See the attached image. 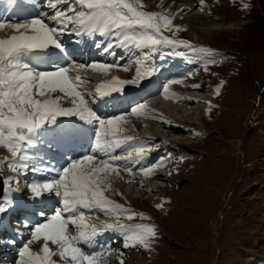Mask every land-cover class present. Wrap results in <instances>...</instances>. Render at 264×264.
<instances>
[{
	"label": "rangeland",
	"instance_id": "rangeland-1",
	"mask_svg": "<svg viewBox=\"0 0 264 264\" xmlns=\"http://www.w3.org/2000/svg\"><path fill=\"white\" fill-rule=\"evenodd\" d=\"M163 1L143 0L146 5L144 10L163 11L160 7ZM183 1L178 0L176 7L185 5ZM244 4L249 7L243 8ZM217 8L219 15H213V19L219 18V21L208 27L219 31L209 38L208 45H204L196 33H191L175 19L174 24L182 26L184 30L175 35L164 32L170 38L188 41L197 48L210 49L213 54L211 57L208 54L192 53L184 47L171 46H162L152 54L151 63L159 68L154 77H159L165 71L172 72L170 78L168 72H165L161 78L154 79L158 81L159 87V82L192 73V78L185 79L182 85L175 84L180 90L170 87L173 89L170 92L179 94L189 89L200 91L201 96L206 97V103L196 106L200 111L192 110L195 112L191 114V130L187 133L176 129L178 126L174 124L166 127L165 123H158L163 127L153 126L157 134V141L153 143L149 139L153 127L138 129L142 136L140 139L154 145L147 158L151 156L152 159L151 153L156 152L163 155L161 160L166 162L163 167H158L160 174L164 173L163 177L158 180L144 177V185L140 187L137 186L139 181L126 179L120 182L122 188L118 189V181L112 180L110 190L104 193L109 200L148 217L141 219L137 216L132 220L122 218V223L130 226L155 225L157 229V237L150 250L141 247L124 249L122 238L116 233L106 232L98 237V243L110 244L112 248L123 252L124 264H264V0H230L227 5L223 1L218 3ZM201 12L205 13L206 9L201 10L198 4L187 14ZM92 49L90 52L99 53V50ZM104 55L101 51L97 56L104 58ZM135 55L137 53L134 49L123 48L115 50L116 57L102 59L103 62L127 64L130 69L127 72L118 70V74L84 69L90 81L87 87L94 89L97 83L109 81L116 74L120 78H131L135 74L136 65L129 61ZM209 58L215 59L216 63L209 64V70L205 72L204 65ZM50 64L52 62L46 64L47 67ZM154 77L144 81L140 87H130L127 93L150 84ZM221 81L223 86L220 95L216 96L213 90ZM195 83H199L201 88L193 89L191 85ZM132 96L136 95H127L126 98ZM147 98L142 93L130 103L126 102V111L133 103L143 102L148 113L152 111L155 115L153 107H150L151 99ZM136 99L137 102H134ZM154 99L158 103L157 113L159 111L158 114L161 113L165 119H169L167 112L171 110L178 118L188 112L187 107L171 106V98L162 95ZM209 101L214 105L211 112L206 111ZM99 106L103 107V104ZM128 118H137L138 123H147L143 117ZM130 126L128 119V123L123 125L126 130L124 134L139 138ZM159 130L163 133L160 134ZM93 136L94 132L92 138H85L88 143L84 139L80 147L72 148L74 154L78 156L89 150ZM38 144L37 154H40L43 151ZM89 144V149H86ZM48 150L51 152L49 155L65 163L61 153L57 155L58 150L52 152L50 147ZM0 151V158L11 159L6 148L0 146ZM46 157L48 155L42 156L40 160L44 161ZM136 168L139 166L136 165ZM139 173L134 171L132 175L138 177ZM14 175L6 165L0 167L2 179ZM35 175L30 173L29 177L34 180ZM37 178L44 177L37 175ZM25 181L29 182L28 176H21L19 182H12L16 191L11 194L17 198L22 197L20 205H13L15 208L10 207L7 212L0 214V264H17L19 247L27 238L26 223L34 225L35 221L41 222V211L52 214L59 206L54 194L35 202L30 200ZM149 182L153 183L148 185ZM141 187L150 190L141 192ZM4 188L7 191L5 185ZM156 204H162V209H157ZM94 211L100 220L108 219L98 210ZM39 246L34 245V250L38 251ZM120 258L119 252H113L109 256V264H119ZM54 259L59 260L57 257Z\"/></svg>",
	"mask_w": 264,
	"mask_h": 264
},
{
	"label": "snow or ice",
	"instance_id": "snow-or-ice-1",
	"mask_svg": "<svg viewBox=\"0 0 264 264\" xmlns=\"http://www.w3.org/2000/svg\"><path fill=\"white\" fill-rule=\"evenodd\" d=\"M15 2L9 0V4ZM40 2L47 10L41 9L39 15L25 22L0 19V30L9 29L12 33L0 38V146L11 154V159L0 158V167L6 165L16 174L3 180L9 195L0 200V214L13 206L11 193L16 191L13 181L19 182V177L29 173L42 176L43 179L25 181L29 199L35 202L54 194L59 206L52 214L41 211V222L26 223L27 238L19 247L17 264H109L113 252H119V264H124L123 252L110 244L98 243V237L112 232L121 236L124 249L150 250L157 229L155 225L122 223V218L148 217L109 200L104 193L110 190L113 176L139 171L146 177H154V170L163 167L166 161L143 165L154 145L124 134L123 125L128 123L129 116L158 119L148 116L149 110L143 102L133 103L128 111L111 116L101 115L96 105L115 95L125 96L130 87H140L154 77L159 68L151 63L152 54L162 46L184 47L209 57L213 54L210 49L197 48L188 41L164 35V32L175 35L184 30L174 24V19L185 9L175 13L168 9L145 11L143 0ZM199 7L203 10L205 0H199ZM248 7V4L243 5L245 9ZM66 33L86 38L93 34L101 38L108 36L107 42L102 39L95 42V47L107 55H115L116 49H134L137 55L129 63L136 65L135 74L131 78L113 76L91 89L87 87L89 79L81 70L90 68L107 73L113 69L126 72L130 69L127 64L101 61L79 63L76 67L52 61L51 67H39L49 60L53 50H59L58 55L65 51L61 37ZM212 63H216L215 59H207L205 72ZM191 78L192 73H188L185 77L168 80L162 95L183 102L184 98L170 92V86L182 85L185 79ZM222 86L223 81L213 90L214 95H220ZM191 87L199 89L201 85L195 83ZM207 103L206 111L211 112L214 105L211 101ZM60 117L76 119L61 122ZM91 132L94 139L90 150L75 155L72 146ZM38 141L48 143L50 148L66 149L60 154L65 163L57 167L50 157L47 163L40 160L31 151ZM117 150H121L120 154ZM138 164L141 166L136 168ZM155 207L162 209L163 205ZM94 210L108 219L100 220ZM36 244L40 245L38 251L33 248Z\"/></svg>",
	"mask_w": 264,
	"mask_h": 264
},
{
	"label": "bare ground",
	"instance_id": "bare-ground-1",
	"mask_svg": "<svg viewBox=\"0 0 264 264\" xmlns=\"http://www.w3.org/2000/svg\"><path fill=\"white\" fill-rule=\"evenodd\" d=\"M224 1V4L225 5H227V2L228 1H230V0H218V2H217V0H205V9H206V12L204 13V12H201V13H197V14H193V15H188L187 14V11H192L194 8H195V6H197L198 4H199V0H184L183 2H185L186 4L184 5V4H182V5H180L179 7H176L177 5H176V2H178V0H164L163 2H162V4L160 5V7L164 10V9H168L171 13H175L178 9H185V11H183L180 15H178V16H176L175 17V20L177 21V22H179L180 23V25L182 24L187 30H189L191 33H196L197 34V36L199 37V39L200 40H202L203 41V44L204 45H208V41H209V38L210 37H212L213 35H215L214 33H216V32H218L219 30L218 29H212V28H209L208 26L210 25H214L215 23H217L218 21H219V18L217 19V20H214L213 18H214V16L213 15H215V14H218L219 15V11H218V8H217V6H218V3L220 2H223ZM21 2H23L24 4H22ZM21 2H20V5H19V8L17 9V12H16V14L14 15V17H17V19H15L14 21H9V22H25L26 20H29V19H31L32 18V16H30V14L31 13H35V12H37V4H38V2L37 1H35V0H21ZM57 2V1H56ZM223 4V3H222ZM189 5V6H188ZM61 6H63V5H61ZM28 9V10H27ZM31 11V12H30ZM4 14H2V15H0L1 16V18L0 19H2V17H4L3 16ZM216 16V15H215ZM12 33H11V30H9V29H4V30H0V38H7V36H9V35H11ZM2 35V36H1ZM96 34H93V35H91V36H89V37H84L83 35H81V36H79V37H77V36H75L74 34H72V33H66L65 35H63L62 37H61V39L62 40H65V39H67V37L68 36H70V37H72V38H74V39H79L78 41H75V42H78L79 43V45L81 46L82 45V43H84L83 44V46H84V48H83V51L84 52H86L85 53V56L83 57V63H90V62H92V61H96V60H101V59H103L104 60V58H100V56H97L98 54H96L97 52L96 51H94V50H99L98 52H100L102 49H98V48H96L95 47V42L98 40V38L96 37L95 38V42L93 41V40H91V38H93L94 36H95ZM108 39L109 38H105L104 39V42H107L108 41ZM64 44V43H63ZM91 48H93L92 49V51H94V53H92V52H90V49ZM65 49V53L67 54V55H72V51H70L68 48H64ZM53 51H55V55L54 56H50V58H49V60L46 62V63H43V64H45V66H47V65H49V63L50 62H52V61H55V60H63V63H66L67 65L70 63L69 62V57H62L61 56V54L63 53H60L59 55L57 54L58 52H59V50L56 52V50H53ZM103 53V52H102ZM107 55V54H106ZM110 56H112V55H107V59H109V57ZM26 58H30V57H26ZM82 60V59H81ZM102 61V60H101ZM34 63H35V60L33 61ZM103 62V61H102ZM56 63H57V61H56ZM82 63V62H81ZM109 63V62H108ZM47 64V65H46ZM62 64V63H61ZM40 65L41 64H39L38 66L40 67ZM71 65H73V64H71ZM44 66V67H45ZM52 65L50 64V66L49 67H51ZM69 66V65H68ZM70 67V66H69ZM90 69V68H89ZM92 70V69H91ZM112 72H114V73H118L119 74V72H118V70L117 69H113V70H111ZM81 72H82V75L83 76H85V77H89V76H86L87 74H86V72H85V70H81ZM105 73V72H104ZM116 76H118L117 74H116ZM119 77V76H118ZM178 85V84H177ZM179 86V85H178ZM178 86H176V85H172V86H170V87H173V88H176V89H179L178 88ZM157 89H159V86H157ZM172 89V88H171ZM170 89V90H171ZM173 90V89H172ZM180 90V89H179ZM190 90V89H189ZM189 90H187L186 92H180L179 94H176L175 92V95L177 96V97H181V98H184L183 99V102H180L179 100H172V104H171V106H173V107H177V106H183L184 108H188V109H186L188 112L187 113H184L185 115H182L181 114V117L183 118V116H185L183 119H180V118H178L177 117V115L174 113V114H172V110H171V112H167V107H166V109L164 110L165 112H167V114H168V116H169V119H167L168 117H166V119L164 118V117H162L160 114H158L159 113V111H158V113H157V108H156V106H157V102L156 101H154L155 99L154 98H151V100H150V107H153L152 109H153V111L155 112V115L153 114V112L151 111L150 113H148V116L149 117H152V116H157L158 117V119H152V118H144L146 121H147V123H138V119L137 118H127V119H129L130 120V124H131V126H132V128L133 129H131V130H134V132H135V134H136V136H138L139 138L140 137H142V136H140L139 135V133H138V129L139 128H146V127H153V126H158V125H161V124H158V123H162V124H164L163 122H161V121H167V123H165L166 125V127L167 126H169V125H173L174 124V126L175 127H177L178 126V128H176V129H180L181 131H183V132H189L190 130H191V124H192V116H191V114L193 113V112H195V111H200V109H199V107H197L196 108V106L199 104V103H202V104H204V103H206L205 101H206V97H202L201 95V93H200V91H189ZM179 92V91H178ZM142 94V93H141ZM141 94H139V95H137V96H132V97H129V98H126L127 96H125V97H123L122 98V100L120 101V100H116L115 98H110V99H106L104 102H108V101H110L111 102V104H110V111L107 109V108H105V109H103V110H100V108L99 107H97L96 106V110H99L100 112H102L103 113V115L104 116H111V115H115V114H118V113H122V112H125L126 111V102L127 103H130L131 101H133L134 99H135V97H139V96H141ZM148 98H147V100L150 98V97H152V96H147ZM163 98V97H162ZM145 99V98H144ZM164 99V98H163ZM169 99V98H168ZM158 100V99H157ZM161 100V99H160ZM168 101V100H167ZM134 102H137V99L134 101ZM160 102V101H159ZM170 103V102H169ZM168 103V104H169ZM179 103H182L181 105L179 104ZM161 104V103H160ZM168 104H166V105H168ZM215 104V103H214ZM162 105V104H161ZM160 105V106H161ZM165 105V104H164ZM165 105V106H166ZM65 106H70V105H65ZM159 106V107H160ZM171 106H170V108H171ZM183 108V109H184ZM151 109V108H150ZM163 109H164V107H163ZM181 109V108H180ZM193 109H196L195 111H193L192 112V110ZM179 110V109H178ZM182 110V109H181ZM185 110V109H184ZM183 110V111H184ZM173 111H176V110H173ZM164 112V113H165ZM185 112V111H184ZM166 114V113H165ZM195 114V113H194ZM173 117H175L174 119H172ZM199 117V116H198ZM186 118V119H185ZM76 118H74V117H72V118H66V117H60L59 118V120L61 121V122H66L67 120H75ZM189 122H191V124H189ZM145 124V125H144ZM130 126V127H131ZM162 127H163V125H161ZM159 127V126H158ZM152 129V131H153V134H150V140H151V142H153V143H155L156 141H157V139H156V136H157V134L155 133V129H154V127L153 128H151ZM166 130V129H165ZM171 130V129H170ZM170 130H168V131H170ZM126 131V130H125ZM151 133V132H150ZM158 133V132H157ZM159 133H160V130H159ZM163 132H161L160 134H162ZM169 133V132H168ZM174 133V132H173ZM172 132H171V134H173ZM193 133V132H192ZM183 134H185V133H183ZM174 135V134H173ZM158 137H159V135H158ZM88 138L89 137H86V139L88 140ZM85 139V141H86V143H88L89 141H87ZM93 139H94V136H93ZM93 139H91V140H93ZM160 139V138H159ZM181 140H183V139H181ZM174 142V141H173ZM39 141L37 142V145H36V148L35 149H33V150H31V151H33L34 152V154L39 158V159H41V157L42 156H45V155H48V157H50L51 158V160H54L55 162H56V165H59V166H62L63 164H64V162H62V160L60 159L59 160V158H54V156L53 155H49V154H51V152H50V150H48L49 149V145H48V143H43V144H41L40 143V145H41V151H43V152H41L40 154H37V149H39ZM85 143V144H86ZM92 143V142H91ZM152 143V144H153ZM170 143V142H169ZM75 147H80V143H77V144H75V145H73L72 146V148H75ZM51 149H55V150H58L59 152L57 153V155H59V153H63L64 151H66V149H63V148H55V147H52ZM36 150V151H35ZM49 151V153H47ZM63 151V152H62ZM120 152H121V150H117V154H120ZM2 152L0 151V154H1ZM48 157H46V158H48ZM54 158V159H53ZM45 162H49L47 159H43ZM144 163V164H143ZM146 163V164H145ZM142 164L143 165H151L150 164V161H143L142 162ZM58 166V167H59ZM137 166H141L140 164L139 165H137ZM154 171H158L157 173H155V175H154V177H150L152 180H158V179H160V177H163V174L161 173L160 174V172H159V169L158 168H156ZM29 175H30V173H29ZM29 175H27L28 176V178H29V182H31L33 179H32V177H29ZM144 177H146V176H144L142 173H139V176L138 177H136V176H134V175H129V174H127V173H121V175L120 176H113L112 177V179H111V181L112 180H115V181H118L117 183L119 184H117L118 186H116V188L118 189V188H122V183H120V182H122V181H124V180H126V179H131L132 181H134V180H137V181H139L140 183L138 184L137 183V186H141V185H144ZM36 179H40V178H37V175H35V177H34V180H36ZM146 180H147V178H146ZM129 181V180H128ZM143 183V184H142ZM153 182H149L148 183V185H151ZM153 189V188H152ZM146 190H150L149 188H147V189H142V187H141V192H143V191H146ZM9 195V193L6 191L5 192V194H4V197H3V199L5 198V197H7ZM11 197H12V199H13V205H15V206H19L20 205V201H23V200H21L22 199V197H19L18 196V198L20 199H18L17 197H14V195L12 196V194H11ZM142 197V196H141ZM46 206V205H45ZM12 208H15V207H13V206H11ZM20 210H23V209H20ZM37 221H35V223H36ZM28 223V222H27ZM42 243V242H41ZM58 258V257H57ZM59 259V258H58Z\"/></svg>",
	"mask_w": 264,
	"mask_h": 264
},
{
	"label": "water",
	"instance_id": "water-1",
	"mask_svg": "<svg viewBox=\"0 0 264 264\" xmlns=\"http://www.w3.org/2000/svg\"><path fill=\"white\" fill-rule=\"evenodd\" d=\"M0 193H1V186H0Z\"/></svg>",
	"mask_w": 264,
	"mask_h": 264
}]
</instances>
